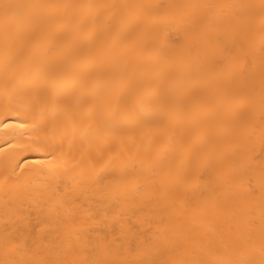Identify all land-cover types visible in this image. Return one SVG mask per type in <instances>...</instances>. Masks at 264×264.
Segmentation results:
<instances>
[{"label":"bare ground","instance_id":"6f19581e","mask_svg":"<svg viewBox=\"0 0 264 264\" xmlns=\"http://www.w3.org/2000/svg\"><path fill=\"white\" fill-rule=\"evenodd\" d=\"M0 264H264V0H0Z\"/></svg>","mask_w":264,"mask_h":264}]
</instances>
